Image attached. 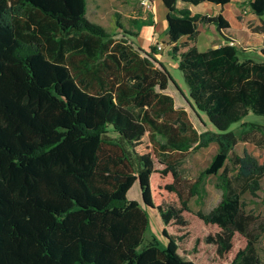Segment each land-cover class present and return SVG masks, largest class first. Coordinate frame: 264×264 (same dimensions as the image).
Wrapping results in <instances>:
<instances>
[{
    "label": "trees",
    "instance_id": "obj_1",
    "mask_svg": "<svg viewBox=\"0 0 264 264\" xmlns=\"http://www.w3.org/2000/svg\"><path fill=\"white\" fill-rule=\"evenodd\" d=\"M161 1L169 54L214 132L199 133L164 92L171 78L156 47L147 53L91 21L87 0H0V264H200L202 246L226 264H261L255 244L264 224L241 196L261 189L264 162L246 150L232 156L239 187L225 165L211 210L189 200L202 174L231 158L239 140L231 124L264 116V60L225 35L198 50L200 24L221 32L230 22L188 5L231 0ZM249 7L264 19V0ZM243 125L242 133L259 127ZM213 141L211 168L185 178V154ZM137 180L163 221L164 247L140 249L149 218L127 197Z\"/></svg>",
    "mask_w": 264,
    "mask_h": 264
},
{
    "label": "rangeland",
    "instance_id": "obj_2",
    "mask_svg": "<svg viewBox=\"0 0 264 264\" xmlns=\"http://www.w3.org/2000/svg\"><path fill=\"white\" fill-rule=\"evenodd\" d=\"M207 3L209 2H202L196 5L198 7H191L198 12L213 14L214 8L208 6ZM228 4L230 10L240 12L241 16H245L247 21L245 22L244 20V22L248 28L247 30L244 27L240 33L230 30L227 33L228 36L235 41H239L238 45L247 46L250 56L258 57L255 49L264 47V36L261 34L264 32V19L256 15H249L252 14L249 0H231ZM224 9L227 10L226 7ZM224 14L225 17L228 16L226 11ZM86 15L90 20L104 26L115 37L125 36L135 47L145 49L147 53H151L150 46H155L157 55H154V58H156L157 62L162 60L161 63L164 64L170 75L171 80L166 92L175 97V106L186 109L190 119L200 132L211 131V129L216 131V128L209 122L205 113H200L201 111L190 100L188 86L182 71L178 68V62L169 54L171 45L166 35V8L161 0H148L146 5L142 4V0H87ZM136 20H153L154 24L142 26L140 33L134 36L131 32L137 33L140 30L136 25ZM117 21L121 24V28L116 26ZM231 21L234 22L233 18ZM198 29L199 35L196 42L201 49L225 42L224 38L220 37L210 25L200 24ZM246 40L250 42L247 43ZM160 43L162 47L158 48ZM244 122L254 123L259 125V127L258 129L242 133ZM229 129L239 136V140L229 153L231 158L229 156L225 158L216 170L205 172L211 168L215 157L219 153V146L215 141L210 142L207 147L188 151L179 167L181 174L190 180H195L201 173L205 172V174H202L199 193L192 196L189 200V205L193 210L200 209L208 212L219 202L222 191L217 186V183L225 165L234 185L239 187L241 180L234 178L237 172V165L233 162L232 156L241 155L246 150L256 156L259 162H264V116L250 112L241 121L231 124ZM241 138H245L246 141ZM260 184L261 189L258 190L256 195L253 196L248 192H244L241 196L245 202L246 211L257 217V225L264 224V176L261 178ZM127 197L139 201L142 207L145 208L149 218V226L140 249L152 244L164 247L167 243V238L162 234L163 221L157 209L150 208L143 203L138 180L128 190ZM202 234V231H198L194 236H201ZM255 247L261 264H264V232ZM196 258L200 264H226L224 259L215 255L212 247L202 246Z\"/></svg>",
    "mask_w": 264,
    "mask_h": 264
},
{
    "label": "crops",
    "instance_id": "obj_3",
    "mask_svg": "<svg viewBox=\"0 0 264 264\" xmlns=\"http://www.w3.org/2000/svg\"><path fill=\"white\" fill-rule=\"evenodd\" d=\"M204 2H208V1H204ZM202 3V2H201ZM182 4H184L183 2H179V5H182ZM200 4V3H199ZM199 4H197V5H199ZM207 5L208 6H210V7H213L214 8V10L215 11H212V13L213 14H217V13H222V15L224 16V18H226L229 22H230V27L228 28V29H225V30H222L221 32H219V31H217L216 30V28H215V26L214 25H210V26H212L213 28H214V30L215 31H217V33L219 34V36L220 37H223L224 38V36L223 35H225V36H228V31H232V32H235V33H240V32H242L243 31V28L244 27H246V29L248 30V28H247V26H245V22L247 21V20H245V16H241V14H240V12H233L232 10H230L229 9V4L228 5H224V6H222V5H220V4H214V3H212V2H209V3H207ZM189 6V8L192 10V11H194V12H198V11H195L191 6H196V5H193V4H189L188 5ZM196 7H198V6H196ZM227 8V10H225L224 8ZM226 11V13L228 14V16H226L225 17V14H224V12ZM200 13H203V12H200ZM252 14H249V15H256V14H254L253 12H251ZM206 14V13H205ZM257 16V15H256ZM230 17H231V19H230ZM255 17V16H254ZM232 18H233V20H234V22H232L231 20H232ZM244 20H245V22H244ZM92 21V20H91ZM151 23L150 24H154V22H153V20H149ZM94 22V21H93ZM257 23H259V21H257ZM144 26V25H143ZM141 29H142V27H140V30H139V32H137L138 34L140 33V31H141ZM262 34V36H264V32L263 33H261ZM199 35V34H198ZM137 36V35H136ZM249 36H250V34H249ZM229 38H230V36H228ZM258 39V38H257ZM234 40V39H233ZM262 40V39H261ZM247 41V40H246ZM236 42V44H238L239 43V41H235ZM250 41L248 40L247 41V43H249ZM221 43H219V44H215V45H213V46H209V47H207V48H205V49H201V48H199V46L197 45V42H196V46H197V48H198V50H200V51H204V50H207L208 48H210V47H216V46H218V45H220ZM243 48H246L247 49V52H249V48L247 47V46H244ZM157 49V48H156ZM145 50V49H144ZM255 50H257L256 52L258 53V57H256V56H253V55H251V57H253V58H255L256 60H258V61H263L264 60V55H263V53L261 52V48L260 47H258L257 49H255ZM146 51V50H145ZM147 52V51H146ZM154 55H157V53L156 54H154ZM249 55H250V53H249ZM162 60H160V62H161ZM169 86V85H168ZM167 89H168V87H167ZM167 89H165L164 90V92L165 93H168V92H166L167 91ZM169 94V93H168ZM172 97H173V99H174V105H175V97L172 95V94H170ZM190 100L192 101V99L190 98ZM193 102V101H192ZM193 104H194V102H193ZM195 105V104H194ZM176 107V106H175ZM177 108V107H176ZM182 109H184V108H182ZM186 110V109H185ZM201 111V110H200ZM200 113H205V112H203V111H201ZM250 113V112H249ZM188 114V113H187ZM205 115H206V113H205ZM207 116V115H206ZM188 117H189V115H188ZM208 118V117H207ZM189 119H190V117H189ZM199 119H201V118H199ZM191 120V119H190ZM209 120V119H208ZM191 122H192V120H191ZM210 122V121H209ZM208 122V123H209ZM203 124H204V122H202ZM211 123V122H210ZM192 124H193V126L197 129V127L195 126V124L192 122ZM209 125V124H208ZM210 127V126H209ZM249 126L248 125H242V129L244 128H248ZM211 129V128H210ZM197 131L199 132V133H201L198 129H197ZM211 132H214L212 129H211Z\"/></svg>",
    "mask_w": 264,
    "mask_h": 264
},
{
    "label": "built area",
    "instance_id": "obj_4",
    "mask_svg": "<svg viewBox=\"0 0 264 264\" xmlns=\"http://www.w3.org/2000/svg\"><path fill=\"white\" fill-rule=\"evenodd\" d=\"M148 3V0H142V4H147ZM162 47V44H158V48H161Z\"/></svg>",
    "mask_w": 264,
    "mask_h": 264
},
{
    "label": "water",
    "instance_id": "obj_5",
    "mask_svg": "<svg viewBox=\"0 0 264 264\" xmlns=\"http://www.w3.org/2000/svg\"><path fill=\"white\" fill-rule=\"evenodd\" d=\"M143 201V200H142ZM144 203V202H143ZM145 204V203H144ZM146 206H149V205H147V204H145ZM150 208H152L151 206H149Z\"/></svg>",
    "mask_w": 264,
    "mask_h": 264
}]
</instances>
